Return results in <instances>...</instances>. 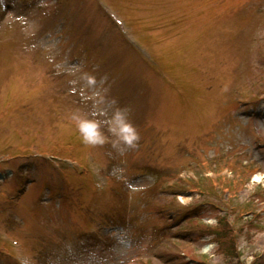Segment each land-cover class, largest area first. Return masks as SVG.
Returning <instances> with one entry per match:
<instances>
[{"label": "rangeland", "instance_id": "rangeland-1", "mask_svg": "<svg viewBox=\"0 0 264 264\" xmlns=\"http://www.w3.org/2000/svg\"><path fill=\"white\" fill-rule=\"evenodd\" d=\"M118 113L138 134L131 144ZM82 120L96 122L101 147L82 140ZM92 151L115 178L113 206L68 163ZM262 167L264 0H0V264H18L7 249L30 264L264 263V190L244 202ZM188 170L237 181L205 198L178 183ZM233 183L238 210L219 199ZM207 199L219 209L196 216L235 229L241 254L190 224Z\"/></svg>", "mask_w": 264, "mask_h": 264}, {"label": "trees", "instance_id": "trees-1", "mask_svg": "<svg viewBox=\"0 0 264 264\" xmlns=\"http://www.w3.org/2000/svg\"><path fill=\"white\" fill-rule=\"evenodd\" d=\"M216 183L217 182H210V181H206V182H203V181H201V182L200 181L199 182H189L188 186H191L192 189H193V187H195L194 189H198V193L202 194L203 195L202 197L206 198V197H209L210 195L215 194L214 186H215ZM201 188L203 190H201ZM205 201H207V200H205ZM201 209H202L201 206H196L195 208H193L192 211H194L195 214H193L189 218L190 224H194L195 226H198V227H203L199 223V220H197L198 216H196L197 211H199ZM226 222H227V219H226ZM253 226H254V224H252V221L250 220L249 227H253ZM204 228H205V231H207L209 233H213L220 240H222L223 238H225V239L228 238L229 239L230 233L233 230L228 224H226L223 228H218V230H211V229H208L207 227H204ZM215 231H217V233ZM229 242H230V244L227 243V246L223 247V248H225L226 253L229 254V256L231 255L233 257H234L235 254H240L238 252V250H237L236 240H235L234 236L231 239H229ZM253 264H264V263L257 261V262H255Z\"/></svg>", "mask_w": 264, "mask_h": 264}, {"label": "clouds", "instance_id": "clouds-1", "mask_svg": "<svg viewBox=\"0 0 264 264\" xmlns=\"http://www.w3.org/2000/svg\"><path fill=\"white\" fill-rule=\"evenodd\" d=\"M119 123V134L129 144L138 139V134L130 122H127L123 114L118 113L116 117ZM80 130L84 134L85 143L103 142L97 133V124L94 121L82 120L80 122ZM115 131V129H113Z\"/></svg>", "mask_w": 264, "mask_h": 264}]
</instances>
